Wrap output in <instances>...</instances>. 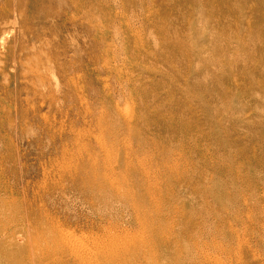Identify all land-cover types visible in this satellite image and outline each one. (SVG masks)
<instances>
[{
	"label": "rangeland",
	"instance_id": "obj_1",
	"mask_svg": "<svg viewBox=\"0 0 264 264\" xmlns=\"http://www.w3.org/2000/svg\"><path fill=\"white\" fill-rule=\"evenodd\" d=\"M0 264H264V0H0Z\"/></svg>",
	"mask_w": 264,
	"mask_h": 264
},
{
	"label": "bare ground",
	"instance_id": "obj_2",
	"mask_svg": "<svg viewBox=\"0 0 264 264\" xmlns=\"http://www.w3.org/2000/svg\"><path fill=\"white\" fill-rule=\"evenodd\" d=\"M68 237V236H67ZM73 240V239H72Z\"/></svg>",
	"mask_w": 264,
	"mask_h": 264
}]
</instances>
